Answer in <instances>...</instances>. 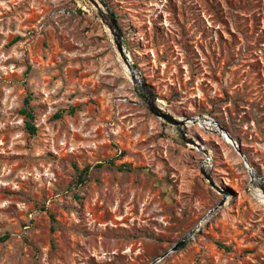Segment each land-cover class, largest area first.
I'll list each match as a JSON object with an SVG mask.
<instances>
[{"label":"rangeland","instance_id":"374dc122","mask_svg":"<svg viewBox=\"0 0 264 264\" xmlns=\"http://www.w3.org/2000/svg\"><path fill=\"white\" fill-rule=\"evenodd\" d=\"M104 1L160 106L263 179L149 111L89 0H0V264H150L204 220L156 264H264V0Z\"/></svg>","mask_w":264,"mask_h":264},{"label":"water","instance_id":"95a60500","mask_svg":"<svg viewBox=\"0 0 264 264\" xmlns=\"http://www.w3.org/2000/svg\"><path fill=\"white\" fill-rule=\"evenodd\" d=\"M89 2L94 6L97 11L98 16L100 17L103 24L108 28L110 31L113 42L116 48L117 53L121 57L124 64L128 67L131 73V80L134 86L141 92H143V99L147 104L149 111L157 116L158 118L163 119L166 123L176 127L181 134L182 139L192 146H194L197 150L202 151L206 155V160L204 164H209L211 158L208 154V151L197 141L192 138H189L186 133V127L188 122L199 123L202 120H210L211 122H215L218 126V130H211L218 134H223L226 139L230 140L231 146L235 149L237 154L242 158L243 162L248 169L250 176L252 177V183L255 182V178L258 177L260 180L263 178L259 176L256 170L250 165L246 155L243 153L241 146L237 143V141L232 137V135L228 132L226 128L221 126L217 121L207 116H200L198 118H177L170 112L166 111L162 106H160L158 102V98L156 94L153 92L151 86L145 81L143 75L139 71L138 67L133 62L130 55L127 53L123 42V35L120 30L117 18L112 10L109 8L108 4L104 0H89ZM203 175L207 178L210 184L215 187L217 190L218 188L214 184L212 177L206 172V170L202 169ZM262 189L264 188L263 185L260 186ZM225 200L219 204L218 207H221L224 204ZM205 223L201 221L193 230H191L179 243L175 244L168 252H166L162 257L159 259L151 262L150 264H156L159 260L164 259L170 253L177 252L180 248L184 247L186 243L193 238L195 233L200 230L202 225Z\"/></svg>","mask_w":264,"mask_h":264},{"label":"trees","instance_id":"16d2710c","mask_svg":"<svg viewBox=\"0 0 264 264\" xmlns=\"http://www.w3.org/2000/svg\"><path fill=\"white\" fill-rule=\"evenodd\" d=\"M116 18H118L117 15H116ZM135 65H136V63H135ZM31 100H32L31 97H27L25 99V107L21 110V114L24 116V122H25V126H26V129L28 130V132L31 135H36V133H37V126L35 124V113H34L33 109L30 106ZM98 167H101V164H99ZM118 169L120 171H124V170L131 171L132 170V167L130 165H127V164H122V165H120L118 167ZM76 170L78 172V174H77L78 175V178L76 180L77 183L78 184L84 183L88 179L90 166L84 168L83 170H79L76 167ZM7 238H8V236H5L3 238V240L4 239H7Z\"/></svg>","mask_w":264,"mask_h":264},{"label":"bare ground","instance_id":"6f19581e","mask_svg":"<svg viewBox=\"0 0 264 264\" xmlns=\"http://www.w3.org/2000/svg\"><path fill=\"white\" fill-rule=\"evenodd\" d=\"M130 57H131V55H130ZM132 58V57H131ZM121 59V58H120ZM133 60V59H132ZM121 61H122V59H121ZM122 63H123V66H124V71H125V73H126V75L128 76V78L129 79H131V73H130V71H129V69H128V67L124 64V62L122 61ZM210 118V117H209ZM194 125H197V126H199L200 128H203V129H207V130H218V126H217V124L215 123V122H211L210 120H205V121H201V122H199V123H193V122H188L187 123V127L188 126H194ZM221 135V134H220ZM222 137H223V139L226 141V142H228L229 144L231 143L230 142V140L229 139H226L225 137H224V135L222 134L221 135ZM231 145V144H230ZM245 164V163H244ZM246 166V165H245Z\"/></svg>","mask_w":264,"mask_h":264}]
</instances>
